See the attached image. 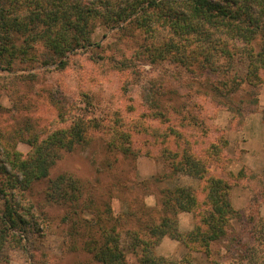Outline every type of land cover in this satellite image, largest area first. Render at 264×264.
I'll use <instances>...</instances> for the list:
<instances>
[{
  "label": "rangeland",
  "instance_id": "rangeland-1",
  "mask_svg": "<svg viewBox=\"0 0 264 264\" xmlns=\"http://www.w3.org/2000/svg\"><path fill=\"white\" fill-rule=\"evenodd\" d=\"M155 28L156 33L150 34L127 23L115 29L96 23L94 45L86 51L77 50L67 59L57 63L50 60L48 63H51L45 64L46 53L40 47L38 60H20L19 57L8 70H0V151L6 154L17 151L25 159L32 152L28 140L35 136L40 140L46 138L53 130V123L55 130L70 127L75 118L90 121L92 128L98 125L100 131H95V141L86 149L64 153L51 169L49 179L71 176L81 185L85 199L100 179L103 186L100 184L101 193L97 194V199L100 201L101 195L106 194L104 198L110 200L117 215L130 207L126 201L135 199H142L149 207L160 209L161 190L168 187L191 188L204 204L207 195L205 184L173 166L174 161L181 157L166 159L164 154L177 152L181 156L184 139H188L192 141L195 153H201L210 160L212 152L206 150L216 143L221 152L214 159L220 160V164L210 166L207 177L233 182L231 198L235 210L242 213L253 207L245 214L246 218L233 222L234 233L246 243L252 242L254 237L264 241L260 236L264 229L259 233L260 228H254L247 218L252 212L256 215V211L264 218V202L257 185L258 180L264 179V71L259 73L258 80L251 78L257 83L255 89L247 84L250 83V76H246L248 62L237 54L247 50H242L243 44L239 42L237 45L241 47L233 50L232 57L218 54L211 60L217 67L221 65L226 70L225 74L209 71L201 63L204 58H196L195 55L185 59L184 67L171 59H155L156 48L159 53L170 40L178 42L168 26L158 23ZM249 47L254 52L259 48V40ZM113 53L117 55L113 57ZM122 54L134 58L145 79L165 76L164 84L157 82V86L163 85L168 91L177 88L178 95L169 93L162 97L167 108L166 116L150 121L141 86L130 76L132 72L121 71L115 60ZM61 62H66L67 66L61 68ZM30 75L37 78H22ZM179 80L182 82L178 83ZM206 84H210L211 90L206 88ZM237 85V94H249L248 98L244 97V103H230L224 98ZM249 97L255 102H248ZM62 112L65 113L63 118L59 116ZM121 131L129 134V146L134 155L124 156L108 146L113 138L120 145L122 138L118 140L114 133ZM20 132L25 133L23 138ZM110 134L111 138L107 140ZM181 134L183 138H179ZM2 157L1 154L0 159ZM175 165L181 166L180 163ZM4 179L0 170V183ZM153 179L163 180L153 183ZM144 182L147 188L141 186ZM118 184H122L120 190H117ZM7 192L6 199L0 196V215L7 199L13 201L11 195H14L16 207L18 202L21 209L35 216L32 223L35 222L36 233L26 236L15 232L22 237V243L11 239L0 256V264H100L87 251V226H73L72 218L66 221L69 208L49 196L52 191L48 179L34 183L29 191ZM143 193L151 196L146 195L143 199ZM202 206L203 211L205 206ZM88 217L84 215V218L91 219ZM197 222L196 213L179 214V232H191ZM133 230L131 222L123 223L118 229L125 248L132 241L127 232ZM248 247L236 246V249L244 257H249ZM152 248L150 254L162 259V264L163 260L166 264H213L204 252L168 236ZM213 253L222 264H248L240 261L239 256H236L237 261L235 258L230 260L225 243L221 247L214 246ZM140 256L141 253L136 256L128 252L127 261L139 264Z\"/></svg>",
  "mask_w": 264,
  "mask_h": 264
},
{
  "label": "trees",
  "instance_id": "trees-1",
  "mask_svg": "<svg viewBox=\"0 0 264 264\" xmlns=\"http://www.w3.org/2000/svg\"><path fill=\"white\" fill-rule=\"evenodd\" d=\"M96 23L109 29L127 23L137 30H144L150 34L156 33V24L162 23L168 26L178 42L170 40L165 49L159 53V49L156 48L154 54L152 52L155 59H171L175 64L184 67L185 59L195 55L196 58H204L201 63L207 66L209 71L219 74H225L226 70L222 69L221 65L217 67L211 60L218 54L232 57L233 50L241 47L237 45L239 42L243 44L242 50H247L245 53H237L248 62L246 76H250L248 78L250 83L247 84L255 89L257 83L251 78L258 80L259 73L264 71V0H2L0 1V70H8L7 68L12 67L19 57L20 60H38L40 47L46 53L45 64L67 59L69 54L77 50L86 51L94 45L93 34ZM257 40H259V48H255L253 52L249 46L254 42L257 43ZM115 55L117 54L113 53V57ZM50 60L52 61L48 63ZM115 60L121 71H131L130 76L141 86L150 121L166 116L167 108L162 102V97L169 93L178 95L177 88L168 91L163 85L157 86V82L164 84L165 76L145 79L137 68L134 58L122 54ZM60 65L61 68L67 66L66 62H61ZM22 78L34 80L37 76ZM150 82L154 83L148 87ZM206 86L211 90L210 84ZM237 92L238 85L229 96L224 98L230 103L246 102L244 97L248 98L249 94L240 95ZM247 101L255 102L252 97ZM64 114L62 112L59 116L63 118ZM89 122L75 118L70 127L57 130L53 123L51 127L53 130L46 138L40 140L39 136H35L28 140L32 152L25 159L17 151L8 154L0 151V155H3L0 159V170L5 177L0 183V196L6 199L7 190L12 194H16L15 191H29L34 183L48 179V186L52 191L49 196L56 203L64 204L69 208L66 221L72 218L73 226H87L89 239L86 245L87 251L100 264H130L127 261L128 252L136 256L141 253L139 264H162V259H157L155 254H150V251L166 236L184 242L189 248L193 247L194 250L204 252L213 264H222L216 259L218 257H215L213 247L217 245L221 247L223 243L230 260L235 258L237 261L236 256H239L240 261H246L248 264H264V257L261 258V254L264 255V241L254 237L252 242L246 243L243 238L240 240L235 235L232 225L236 219L242 221L246 218L245 214L253 207L242 213L235 210L231 198L233 182L207 177L209 167L215 163L220 164V160L214 159L221 152L216 143H212L206 150L208 153L212 152L210 160L205 159L201 153H195L192 150L194 145L188 139H184L180 149L181 156L177 152L164 154L166 159L173 156L181 157L179 161H174L181 166L175 163L173 166L185 175L198 178L205 184L207 195L204 204L199 201L191 188L168 187L161 190L160 209L149 207L142 199H135L124 202L130 207L127 211L122 210L116 215L114 206L109 203L110 200L104 198L106 194L101 195L100 201L97 199V194L101 193L100 179L95 184V189L91 191V188L88 191L90 194L86 199L81 185L71 176L60 175L50 180L51 169L64 153H71L79 148L86 149L95 141L97 134L95 131L99 132L100 128L98 125L92 128L93 125ZM91 129L95 130L89 132ZM114 134L118 140L122 138V142L119 145L113 138L108 145L110 149L124 156L134 155L129 146V134L122 131ZM24 135L25 133H21L20 137L23 138ZM109 137L111 138V134L107 140L110 139ZM179 138H183V135L181 134ZM162 180L153 179L152 182ZM257 185L260 187V196L264 202V179L258 180ZM141 186L147 188V183L144 182ZM117 187V190H120L122 184H118ZM146 195L149 194L143 193V199ZM11 196L13 201L7 199L6 207L0 215V256L3 255L4 248L11 239L22 243L19 233L26 236L36 233L35 222L32 223L35 216L30 211L28 213L21 209L18 202L16 207L15 197ZM202 205L205 206L203 211ZM183 212L196 213L198 220L196 227L187 234L179 232V214ZM84 215H88L91 219L84 218ZM247 218L254 228H260L259 233L264 229V218L260 217L258 211L256 215L250 213ZM128 222H131L135 230L127 232V236H130L132 241L125 248L122 233H119L118 229L123 223L128 224ZM15 232L18 234L16 235ZM263 233L264 230L260 233L262 238H264ZM236 246L239 248L249 246L247 248L249 257L238 253ZM163 264H166L165 260Z\"/></svg>",
  "mask_w": 264,
  "mask_h": 264
}]
</instances>
